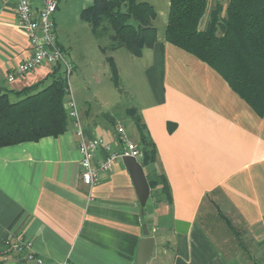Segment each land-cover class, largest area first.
Here are the masks:
<instances>
[{
	"label": "crops",
	"instance_id": "0c3cea01",
	"mask_svg": "<svg viewBox=\"0 0 264 264\" xmlns=\"http://www.w3.org/2000/svg\"><path fill=\"white\" fill-rule=\"evenodd\" d=\"M42 2L30 0L33 10ZM31 53L15 0H0V86L19 90L52 70L45 63L9 79ZM145 55V100L124 110L133 130L114 114L78 107L87 136L119 148L118 122L139 141L127 112L135 110L156 148L144 173L164 172L171 201L149 195L143 207L122 158L84 184L70 121L56 137L0 147V245L21 236L46 264H137L140 240L151 236L146 264H264V114L164 32ZM104 155L99 148L95 160ZM224 217L240 223L238 236ZM0 264L29 263L14 256Z\"/></svg>",
	"mask_w": 264,
	"mask_h": 264
},
{
	"label": "trees",
	"instance_id": "16d2710c",
	"mask_svg": "<svg viewBox=\"0 0 264 264\" xmlns=\"http://www.w3.org/2000/svg\"><path fill=\"white\" fill-rule=\"evenodd\" d=\"M208 1L169 0L164 38L214 68L262 116L264 0H228L225 6L216 0L205 25L200 27ZM156 16L153 5L144 0H93L81 9L80 18L99 41L115 85L118 71L110 52L124 47L132 55L141 56L143 49L157 39V28L152 22ZM67 82L62 65L56 64L46 76L19 90L0 86V147L62 134L70 122L64 106ZM127 112L139 136L141 165L154 164V142L135 110L130 108ZM145 176L150 198L171 201L162 170L154 168ZM224 221L233 227L230 219L224 217Z\"/></svg>",
	"mask_w": 264,
	"mask_h": 264
},
{
	"label": "rangeland",
	"instance_id": "374dc122",
	"mask_svg": "<svg viewBox=\"0 0 264 264\" xmlns=\"http://www.w3.org/2000/svg\"><path fill=\"white\" fill-rule=\"evenodd\" d=\"M92 1L58 0V7L53 14L55 35L58 42L65 48L67 52H64L65 56L72 64L67 80L78 105H90L99 115L110 113L114 114L115 118L121 117L126 122L127 129L131 131L134 129L133 124L125 116L124 110L138 105L141 99L145 100L141 96L144 94L143 89L146 83L144 68L147 66L148 59L146 55L134 56L124 47L110 52L118 71V85H115L105 55L99 48V41L92 35L88 23L80 18L81 9ZM144 1L151 3L156 10L157 16L152 22L158 33H163L169 0ZM215 1H208L200 27L205 25L208 11ZM62 70L65 72L63 65ZM65 75L67 76L66 72ZM67 99L68 96H66ZM148 206H150L149 203L147 208H150ZM230 221L233 224V233L237 234L242 229L240 223L233 217Z\"/></svg>",
	"mask_w": 264,
	"mask_h": 264
},
{
	"label": "built area",
	"instance_id": "2783aa9c",
	"mask_svg": "<svg viewBox=\"0 0 264 264\" xmlns=\"http://www.w3.org/2000/svg\"><path fill=\"white\" fill-rule=\"evenodd\" d=\"M15 2L19 24L29 38L32 53L17 65L15 72L9 73L8 78L13 79L16 75L31 71L45 63L63 65L68 78L72 64L68 61L63 49L58 45L53 20V14L58 7V0H43L38 10H33L30 0H15ZM67 96L68 99L65 101L64 106L78 136L77 145L81 165L80 176L84 184L88 186L96 184L98 171L109 170L112 163L118 158L127 155L134 157L138 161L141 159L142 152L138 143L127 134L122 123L118 122L115 125L120 148L98 136L88 137L82 122L80 109L70 88L69 80ZM99 148L105 151V155L101 159L95 160V155ZM14 256L16 259L29 264H46L44 258L33 251L32 242L21 236L16 238L6 237L1 242L0 261L10 260Z\"/></svg>",
	"mask_w": 264,
	"mask_h": 264
},
{
	"label": "water",
	"instance_id": "95a60500",
	"mask_svg": "<svg viewBox=\"0 0 264 264\" xmlns=\"http://www.w3.org/2000/svg\"><path fill=\"white\" fill-rule=\"evenodd\" d=\"M122 160L131 176L139 202L143 207H145L150 195V188L143 166L132 156L125 155L122 157ZM154 243V238L151 236L141 238L137 254V264L147 263L152 254Z\"/></svg>",
	"mask_w": 264,
	"mask_h": 264
}]
</instances>
